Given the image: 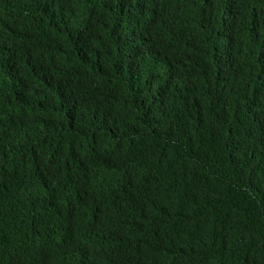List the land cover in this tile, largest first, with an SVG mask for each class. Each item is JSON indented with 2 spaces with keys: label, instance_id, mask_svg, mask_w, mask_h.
I'll return each mask as SVG.
<instances>
[{
  "label": "trees",
  "instance_id": "obj_1",
  "mask_svg": "<svg viewBox=\"0 0 264 264\" xmlns=\"http://www.w3.org/2000/svg\"><path fill=\"white\" fill-rule=\"evenodd\" d=\"M0 264H264V0H0Z\"/></svg>",
  "mask_w": 264,
  "mask_h": 264
},
{
  "label": "rangeland",
  "instance_id": "obj_2",
  "mask_svg": "<svg viewBox=\"0 0 264 264\" xmlns=\"http://www.w3.org/2000/svg\"><path fill=\"white\" fill-rule=\"evenodd\" d=\"M176 20V18H175ZM177 21V20H176ZM151 22V17L147 15V22L140 30L139 34L133 38V42H137L138 48L135 50L134 54L138 62L148 70H158L161 66L163 59L171 53L176 52L172 47L165 43L153 42L152 44H146L145 41L148 39H153L149 32V26ZM180 23V21H179ZM186 48L187 44L184 42ZM223 56H227L228 53L221 51Z\"/></svg>",
  "mask_w": 264,
  "mask_h": 264
}]
</instances>
